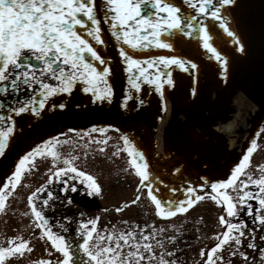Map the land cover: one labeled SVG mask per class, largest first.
<instances>
[{"label":"flooded vegetation","instance_id":"obj_1","mask_svg":"<svg viewBox=\"0 0 264 264\" xmlns=\"http://www.w3.org/2000/svg\"><path fill=\"white\" fill-rule=\"evenodd\" d=\"M253 1L234 0L233 4L221 7L220 0H213V5L209 6L210 11L220 8L221 16V20H215L210 15L200 16L183 0H171L173 4L181 7L182 16L196 15L199 20L209 26L213 35V46L228 63L227 72H225L223 62L216 60L204 49L200 40L201 34L194 29H186L192 32L190 37L175 33L171 38H166L173 44L171 50L154 46L140 49L136 58L141 60L156 59L159 56L169 58L176 56L197 65L195 69L189 66L187 72L176 66L165 69L163 65H157L156 67L164 73L171 72L173 77L172 86L164 85L162 98L156 86L145 82L143 78L138 81L139 91L132 88L128 77L133 73L126 71L127 66L119 55L120 48L129 50L128 46L111 35L110 17L113 13L108 12L106 19L105 0H96V13L101 20L100 27L105 43L97 45L91 41V37L86 36L87 29L78 30L94 44L102 59L107 61L106 65H101L94 60L91 62L97 71H101L106 66L111 69L107 84L102 81L97 84L101 92L111 86V96L97 99V95L92 91H85L87 84L77 81L71 93H57L49 97L45 101V107L41 109L39 101L44 97L39 94L40 88L35 82L32 87L21 86L15 92L10 87V81L6 82L8 94L0 92V105H2L0 106V117H4L0 120V130H6L7 127L12 126L14 131L10 135L5 155L0 156V185L8 183V179L23 156L49 141L55 144L56 140L61 142L55 144L60 156L63 153H73L78 148V150L103 148L105 154L119 158L121 170L126 171L133 179L132 186L128 185V187L132 189L131 200H136V203L140 196L151 201L148 193L149 189H152L153 195L157 199L160 198L159 200L165 206H169L170 201V206L174 207L177 202L189 198L191 195L188 192L189 189L195 192L200 186L202 188L212 183L224 182L228 174L234 170L236 161L231 160L224 147L218 143L207 112L212 101L227 88L231 74L241 66L245 56L256 44L257 35L252 28L261 16L252 9L250 4ZM148 10L149 8L144 9V11ZM225 22L229 30L235 32V38L228 36L220 27V24ZM199 26L196 25V29ZM237 39L240 41L239 44L236 43ZM240 45L244 47L243 52L239 51ZM86 59H90L87 54ZM31 62L37 68L43 67L42 62L34 58ZM156 67L149 69L146 73L149 79L157 75ZM133 71L136 75L139 74L135 69ZM37 78L53 86L59 83L51 76L41 77L39 71H37ZM4 86L5 84H0V88ZM193 90H195V95L192 94ZM33 97L36 103L32 107L40 113L39 115H35L32 111L16 115L12 111L13 108L21 106L18 101L27 102ZM259 128V131H264V108ZM123 137H127L138 151L144 153L148 163V181L141 183V178L136 175L135 169L130 164L132 157L124 150ZM105 140L106 144L103 143ZM38 158L41 163L42 160H49L51 157L37 156L35 160ZM138 163L142 162L138 161ZM29 172L23 173L21 182L14 191L5 190L7 192L6 206L0 212V246H9L7 244L9 240L21 238L29 242L32 251H25L23 256L15 254L6 257L4 264H21L22 259L25 258H30L29 261L32 264H39V245L34 242L39 239L40 233L39 228L34 224L35 218L29 207L28 198L42 185H47L48 190L54 193L56 199L50 201L49 206L44 207L42 202L47 199V193H37L34 201L37 209L43 210L53 233L65 236L69 245L70 242L83 240L80 235V226L76 227L80 220L73 212L76 202L79 201L85 208L86 204L89 206L94 200V195H87L86 192L79 195L78 186L81 183L79 179L70 180V184L76 185L77 192L64 193L60 191L62 187L60 182L56 181L54 186L47 183L50 175L39 184L38 174L35 176L36 187L31 188L30 185L32 191L25 195L26 199L23 197L22 205L25 206L27 215L25 216L26 224L22 219L6 218L12 214V203L17 205L22 200L21 196H23L22 192L25 187L23 180L31 174ZM64 178L69 179V177ZM68 200L72 203L69 204ZM132 201L131 204H136ZM27 210L31 216H28ZM84 223L87 222L84 221Z\"/></svg>","mask_w":264,"mask_h":264},{"label":"snow or ice","instance_id":"obj_2","mask_svg":"<svg viewBox=\"0 0 264 264\" xmlns=\"http://www.w3.org/2000/svg\"><path fill=\"white\" fill-rule=\"evenodd\" d=\"M190 8L195 9L200 16L210 15L215 20H221L220 8H214L210 11L213 5V0H183ZM107 13L111 12L110 19L111 35L118 41H122L128 49L121 47L119 55L123 58L126 64V71L133 73L128 77V81L132 88L140 90L138 81L143 78L145 82L154 84L156 90L160 92L161 97L164 96V85H173V77L171 72L164 73L157 65H163L165 69L176 66L187 72L189 66L195 69L197 65L190 61H185L176 56L166 57L159 56L156 59L141 60L136 58L137 53L142 48L154 46L159 49L173 48V44L168 42L175 33H182L185 36H192L191 31L186 29L198 30L200 40L203 43L204 49L211 53L216 60L222 61L224 71L227 72V60L224 59L216 47L213 46V35L209 26L199 20L196 15L182 16L181 7L173 4L171 0H105ZM221 7L234 3V0H220ZM149 8L148 11H144ZM101 20L96 13V0H0V84H5L0 88V92L8 94V86L6 82L10 81V87L15 92L21 86L32 87L33 82L40 88V95L44 97L39 101V108L45 107V101L49 97L57 95V93H71L74 84L77 81H83L88 87L85 91H92L97 95V99H105L112 94L111 86L101 92L97 84L104 82L107 84V77L111 74L109 67H104L101 71L91 62L98 61L101 65H106L107 61L102 59L97 48L89 39L85 38L78 29H87L86 36L91 37L97 45H103L105 40L102 38V29L100 27ZM196 25H200L196 29ZM220 27L227 33L228 36L235 38V32L229 30L226 22L221 23ZM151 37V39H149ZM236 43L240 41L237 39ZM239 51L243 52L244 47L240 45ZM86 54L90 59H86ZM42 62L43 67L37 68L32 64V59ZM147 65V67H144ZM156 67L157 75L149 79L148 70ZM139 74L136 75L133 70ZM37 71L40 76H51L59 83L53 86L50 83L44 82L43 79L37 78ZM166 76V78H165ZM195 95V90L192 92ZM131 99V96H129ZM20 107L13 108L12 111L16 115H20L27 111H32L35 115L40 113L36 111L33 104L36 103L33 97L30 101H18ZM143 103V101H141ZM2 106V105H0ZM60 107H64L60 105ZM4 117H0L3 120ZM11 119V117H8ZM14 127L9 126L6 130H0V156H4L6 149L9 146V139ZM125 151L132 157L130 164L135 169L136 175L141 178V183L149 180L148 163L145 160L144 153L138 151L127 137H123ZM61 143L59 140L55 144ZM67 143V141H64ZM97 143H100L97 141ZM107 143V141H103ZM53 141L47 142L41 147L35 148L27 153L19 160L12 176L8 179V183L0 185V212L5 209L7 192L5 190L14 191L20 184L22 175L25 171H31L35 164L37 156H50L53 161V169H50L51 175L48 179V184L56 181L62 184L60 191L67 193L77 192V187L70 184V180L80 179L81 184L86 185L87 195H98L101 192V186L96 179L79 170L75 166L76 156L69 154L68 158L61 161V156L56 151ZM257 144L253 140L251 147L248 148L247 155L244 156L240 164L233 170L231 179L222 183H212L210 185L212 193L211 199L220 202L221 200L227 205V215L229 217L237 216V202L245 206L247 201L256 199L261 209H264V175L259 178H254L249 175L246 181L237 185V180L244 174L245 169L249 166L250 157ZM100 151H104L103 148ZM141 161L142 163H138ZM62 162L65 167L57 168V164ZM179 171V169H177ZM264 172V169H261ZM74 174V175H72ZM69 177V179H64ZM251 186L258 188V192L245 191ZM225 190L221 192L220 190ZM232 189L236 193L234 198L228 194L226 190ZM139 191V190H138ZM46 192L47 199L43 200V206H49V202L56 199L54 193L48 190L47 185H42L29 196V207L34 216V224L37 228L43 230V234L53 247L63 255V260L60 264H77L75 253L71 246L67 243L65 236L53 233L49 227V221L45 218L43 210L37 209L35 199L37 193ZM189 194H193L194 190L189 189ZM242 193V194H241ZM149 197L156 208V215L169 219L177 214L186 213L189 208L203 200L204 197L195 195L193 199L179 201L175 206H165L161 200L153 195V190L149 189ZM138 199V197H137ZM71 204L72 201L68 200ZM132 203H136L133 200ZM124 205L123 207H127ZM249 216L253 215L251 205H247ZM118 208L117 211H122ZM98 219L82 223L80 225V235L83 243L78 244V248L83 250L87 260H81L79 264H142L145 260L149 264H176V261H169L165 256H172V252L161 253L158 257L153 251L154 246L151 243H141L140 241H148L149 235L137 233L135 229L126 232L107 233L101 235L97 231ZM254 220L264 225V212L261 215L254 216ZM221 224H227V231L222 234V238L217 236L219 241L208 253V264H212L213 256L218 251L222 250L225 244L234 241L236 245H241L240 237L244 236L243 228L246 225L227 222L225 217H220ZM89 224L92 225L89 228ZM61 228L63 226L61 225ZM66 231V229H64ZM164 229H159L158 232H164ZM234 233H238L235 235ZM95 234V235H94ZM152 238H155L154 236ZM169 239H172L171 237ZM9 246H0V264H4L5 258L15 254L21 256L25 251H32L29 247V242L16 238L7 242ZM159 247H164L162 241H157ZM248 247H254L249 244ZM127 248V252L124 249ZM148 254L147 256L145 254ZM204 252L201 251V256ZM235 255V253H233ZM247 259V257H244ZM219 259H223L220 257ZM40 264H50V261H42Z\"/></svg>","mask_w":264,"mask_h":264},{"label":"rangeland","instance_id":"obj_3","mask_svg":"<svg viewBox=\"0 0 264 264\" xmlns=\"http://www.w3.org/2000/svg\"><path fill=\"white\" fill-rule=\"evenodd\" d=\"M263 132V130H260L257 134L255 139L257 148L250 157L249 166L237 180V185L246 181L249 175L254 178L264 175V172L261 171V169H264ZM78 149H75L73 153H69L78 157L75 161V166L86 174L93 176L101 186V192L98 195H94L92 204L89 206L86 204L85 208H83L82 203L76 204L73 212L80 220H78L79 223L76 227L80 226L81 222L84 223L86 221L88 223L89 220L99 218L96 227L101 235L112 233L113 231L126 232L135 229L137 233L150 236L148 241L141 240L140 242L151 243L154 246L153 251L157 257L161 253L172 252V256L166 255L165 258L169 261H176V264H208V253L219 242L216 237L220 236L222 238V234L227 231V224L220 223V217L223 216L227 222L236 224L243 222L246 225L242 229L244 236L240 237L241 245H236L234 241L225 244L222 250L214 254L212 264H264V225L254 220V216L261 215L264 212V209L260 208L258 200H249L245 206L237 202V216L229 217L227 215V205L222 200L217 202L211 199V196L215 194L212 193L210 186H203L202 188L200 186L188 199H193L195 195L203 196L204 199L196 202L186 213L177 214L169 219L157 216L155 205L142 197L137 204L128 205L123 208V211H117L121 201L130 198L132 189L128 185L132 186L133 179L126 171L121 170L119 158L105 154V152L96 148ZM69 154H61L62 160L68 158ZM56 167L63 168L65 165L60 162ZM50 169L54 170L52 158L42 160L41 163L39 161L35 162L34 167L29 172L31 174H28V177L23 180L25 187L22 192L23 196H21L22 200L17 205L12 203V214L6 218L22 219L24 222L27 215L26 208L22 205L24 203L23 197L26 199L25 195L32 191V187H36L35 176L39 174V184H41L47 178ZM55 184L56 180L54 178V182L50 185L54 186ZM251 187L250 185L245 191H249ZM79 189L83 191L82 187ZM220 191L224 192L225 190L221 189ZM226 191L234 198L236 197V193L232 189ZM252 192H258V188L255 187ZM248 202L254 203L255 209H253V204ZM248 204L253 209L252 216L247 214ZM19 205L22 206L20 207ZM104 208L107 211L103 210ZM91 227L92 225L89 224V228ZM159 229H164L165 231L160 233L158 232ZM39 233V241L34 242L39 245V264L42 261H50V264H60L63 260L62 253L58 251L50 253L49 251L53 249L51 241L44 236L43 230L40 228ZM234 234L238 235V233ZM153 236L155 238H152ZM170 237L172 239H169ZM158 240L163 242L164 247L157 245ZM81 243H83V240L71 244L78 248V244ZM249 244H253L254 247H248ZM127 250V248L124 249L125 252ZM201 251L204 252L203 256H201ZM145 255L147 256L148 254L146 253ZM220 257L223 259H219ZM244 257H247V259ZM76 258L79 259V262L88 259L82 249L81 254ZM22 260L21 264H32L29 261L30 258Z\"/></svg>","mask_w":264,"mask_h":264},{"label":"water","instance_id":"obj_4","mask_svg":"<svg viewBox=\"0 0 264 264\" xmlns=\"http://www.w3.org/2000/svg\"><path fill=\"white\" fill-rule=\"evenodd\" d=\"M259 7L253 8L263 18L252 29L257 35L255 48L245 56L230 76L227 89L211 103L207 112L218 143L233 161L240 160L248 147L264 108V9Z\"/></svg>","mask_w":264,"mask_h":264},{"label":"bare ground","instance_id":"obj_5","mask_svg":"<svg viewBox=\"0 0 264 264\" xmlns=\"http://www.w3.org/2000/svg\"><path fill=\"white\" fill-rule=\"evenodd\" d=\"M259 4H260V5H259ZM250 5H251L252 9H253L254 7L260 6L259 9L262 10V9H264V8H263V7H264V6H263V5H264V0H254ZM254 10H255V9H254ZM255 11H256V10H255ZM257 12H258V11H257ZM259 12H260V11H259ZM259 15L261 16V18H260V20H259V21L253 26L252 29H254L255 27H257V26L260 24L261 20L263 19V18H262V14H261V12L259 13ZM256 42H257V41H256ZM255 45H256V44H255ZM254 48H255V46H254ZM254 48L251 49V50H254ZM251 52H252V51H251ZM234 72H235V71H234ZM231 75H232V74H231ZM224 91H225V90H224ZM224 91H223V92H224ZM223 92H222V93H223ZM216 98H217V97H216ZM216 98H215V99H216ZM215 99H214V100H215ZM208 117H209V115H208ZM211 128H212V125H211Z\"/></svg>","mask_w":264,"mask_h":264}]
</instances>
